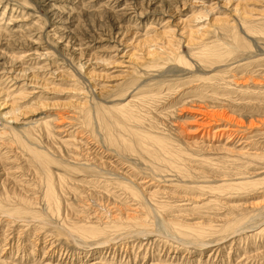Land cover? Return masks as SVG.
I'll list each match as a JSON object with an SVG mask.
<instances>
[{"label":"rangeland","instance_id":"obj_1","mask_svg":"<svg viewBox=\"0 0 264 264\" xmlns=\"http://www.w3.org/2000/svg\"><path fill=\"white\" fill-rule=\"evenodd\" d=\"M48 4L0 0V264H264V0Z\"/></svg>","mask_w":264,"mask_h":264},{"label":"bare ground","instance_id":"obj_2","mask_svg":"<svg viewBox=\"0 0 264 264\" xmlns=\"http://www.w3.org/2000/svg\"><path fill=\"white\" fill-rule=\"evenodd\" d=\"M61 2H63V0H49V6H48V12L50 13V15L51 16H54V19H55V22L56 23H58V24H56V25H52L51 26V29H50V31H55L56 33H57V29H59L60 28V26H59V24H62V22H59V20L60 19H57L56 18V13L58 12L57 10H59L62 6H59V5H61ZM190 54H192V53H190ZM192 55H194V54H192ZM179 63H182L183 64V62L182 61H180ZM187 63V62H186ZM195 109V108H194ZM210 110V109H209ZM194 112L198 115V116H200V118L198 119V122L196 123V125L199 127V128H201L202 130H204V131H207L205 128H209L211 125H212V114H214V112H212L211 111V115H210V112L209 111H207L205 108H203V106H202V104L201 105H199L198 106V108H196L195 110H194ZM128 113V112H127ZM219 113V112H218ZM222 114V113H221ZM215 115V114H214ZM223 115V114H222ZM218 116V115H217ZM216 117V116H215ZM228 117H229V115H228ZM231 117V116H230ZM233 117V116H232ZM198 118V117H197ZM233 119V118H232ZM235 119V118H234ZM231 120V119H230ZM229 120V121H230ZM26 124V123H25ZM217 129V131H221V130H225L226 129V127H224V126H221V127H218V128H216ZM228 129V128H227ZM231 129V128H230ZM230 129H229V131H230ZM59 130V129H58ZM48 132V131H47ZM208 132V131H207ZM221 132H223V131H221ZM227 133V132H226ZM60 140V139H59ZM34 151H36V152H34V158L36 159V160H38L39 162H40V164H42V165H44V167L46 166L45 164L47 163V162H49L51 159H52V157L53 156H49L46 152H42V151H39V150H34ZM53 160V159H52ZM67 167V166H66ZM44 169V168H43ZM70 170V169H69ZM45 172V177H44V180H45V186H46V188H45V192L43 193L45 196V198H46V202H48L49 204L51 203V202H58V197L55 195V188H54V185H53V182H52V180H51V174L49 173V171H44ZM57 177V176H56ZM90 181V180H89ZM57 182V181H56ZM133 183V182H132ZM57 189V188H56ZM59 190V189H58ZM58 190H57V192H58ZM137 197H138V199L140 200V195H138L137 193H134ZM153 194V193H152ZM62 196V195H61ZM145 196H147V194L145 195ZM150 196H152V195H150ZM148 197V196H147ZM153 197V196H152ZM147 199V198H146ZM140 202H141V204H143V205H145V206H147L148 207V210H149V216H153L154 218H155V221L157 222V223H154L153 224V226H148L147 227V224H146V222L145 221H147V220H145V219H147V217L146 218H144V219H137L136 221H135V218H137V217H135L134 218V221H133V223H135V224H137V226H138V231L137 232H140L141 234H143V233H148V232H153V231H160L159 229L161 228L162 230H163V232L166 234V235H168V233H169V231H168V229H170V230H172V229H175L172 233H174L175 235H177V236H179L178 235V233H177V227L179 226V225H176V224H171V222H167V221H165L164 220V218L163 217H161V215H159L160 213H159V209H158V207H155L156 205H154V204H152V203H147V202H144V201H141L140 200ZM45 203V202H44ZM167 204V203H166ZM159 205H162V204H159ZM159 205H157V206H159ZM139 207V206H138ZM139 208H141V207H139ZM13 211H16V212H21V210H23L22 208H14V209H12ZM8 211H10V210H8ZM45 211V210H44ZM142 211V210H141ZM7 212V211H6ZM146 212V211H145ZM148 212V211H147ZM127 217V216H126ZM112 218V217H111ZM151 219V218H150ZM18 220V219H17ZM143 220V221H142ZM175 222V221H174ZM174 222H172V223H174ZM148 223V222H147ZM67 224H69V223H67ZM84 225H86V224H84ZM132 225V224H131ZM65 228V227H64ZM102 229V228H101ZM101 229H100V227H94V228H91V227H89V228H85V227H79V226H74L72 229H69L68 230V236H74L75 234L79 237V238H82V236L83 237H88V236H91L92 237V235H96V234H100V233H102L101 232ZM135 229V228H134ZM179 229H181V228H179ZM66 230V229H65ZM104 230V229H103ZM130 230V229H129ZM131 231H133V230H131ZM136 231V230H135ZM104 232V231H103ZM134 232V231H133ZM139 233V234H140ZM199 233V232H198ZM201 234V233H200ZM66 235V236H67ZM117 235V234H116ZM77 236H75V238L77 237ZM199 236V235H198ZM77 237V238H78ZM124 237V236H123ZM102 239V238H101ZM112 239V238H111ZM110 239V240H111ZM75 240V239H74ZM99 240V239H98ZM103 240V239H102ZM112 240H114V239H112ZM192 240V239H191ZM188 241L189 243H196V241ZM79 241V240H78ZM199 241V240H198ZM77 242V241H76ZM82 242V241H81ZM115 242V241H114ZM188 242H183V243H188ZM202 242V241H201ZM201 242H197V243H199L200 244V246L202 247L204 244H205V242H203V243H201ZM79 243V242H78ZM103 243H105V242H103ZM196 243V244H197ZM95 244V243H94ZM198 245V244H197ZM77 246V245H76Z\"/></svg>","mask_w":264,"mask_h":264}]
</instances>
